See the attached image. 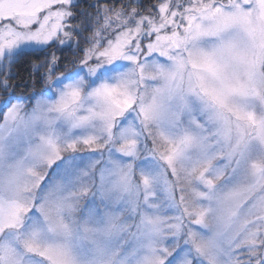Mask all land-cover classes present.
Masks as SVG:
<instances>
[{
	"label": "snow or ice",
	"instance_id": "snow-or-ice-1",
	"mask_svg": "<svg viewBox=\"0 0 264 264\" xmlns=\"http://www.w3.org/2000/svg\"><path fill=\"white\" fill-rule=\"evenodd\" d=\"M0 264H264V0H0Z\"/></svg>",
	"mask_w": 264,
	"mask_h": 264
},
{
	"label": "trees",
	"instance_id": "trees-1",
	"mask_svg": "<svg viewBox=\"0 0 264 264\" xmlns=\"http://www.w3.org/2000/svg\"><path fill=\"white\" fill-rule=\"evenodd\" d=\"M17 71L20 73L22 77H27L28 71H29V64L27 62V59H22L19 63V66L17 68Z\"/></svg>",
	"mask_w": 264,
	"mask_h": 264
}]
</instances>
